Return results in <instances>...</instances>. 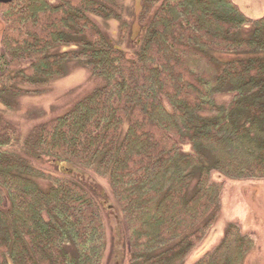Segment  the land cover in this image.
Returning <instances> with one entry per match:
<instances>
[{
  "label": "trees",
  "instance_id": "obj_1",
  "mask_svg": "<svg viewBox=\"0 0 264 264\" xmlns=\"http://www.w3.org/2000/svg\"><path fill=\"white\" fill-rule=\"evenodd\" d=\"M122 1L0 6V264H105L82 168L110 180L125 228L117 264H186L220 216L213 175L264 179V14L235 0H135L142 32L129 49L98 23L116 19L126 37ZM69 61L105 83L24 133L7 111ZM256 241L231 222L193 264H247Z\"/></svg>",
  "mask_w": 264,
  "mask_h": 264
},
{
  "label": "rangeland",
  "instance_id": "obj_2",
  "mask_svg": "<svg viewBox=\"0 0 264 264\" xmlns=\"http://www.w3.org/2000/svg\"><path fill=\"white\" fill-rule=\"evenodd\" d=\"M235 1L250 17H260L264 14V0ZM122 2L124 7L122 17L129 23L126 37L122 36L118 20L99 18L98 23L115 42L131 49L136 47L135 40L140 37L142 32V24L138 15L139 2L135 0H123ZM2 27L3 19L0 13V39ZM249 29L250 26L246 28L247 31ZM64 47L68 48V46ZM103 83H105V79L92 75L84 65L76 61H69L66 64L65 76L52 81L46 91L41 94L19 97L18 109L7 111V115L21 131L26 133L34 123L68 111L80 99ZM37 112L40 116L35 119L38 116ZM43 167L52 172L69 169V166L52 163H46ZM73 173L96 190L94 197L100 204L107 230V252L104 262L105 264H117L125 250V228L110 180L108 177L98 175L93 170L84 168L80 169L78 173L75 171ZM213 176L216 180L224 181L220 216L208 239L187 258L186 264H193L201 252L212 249L221 240L227 225L231 222L238 223L245 232L256 237V245L247 256L246 263L264 264V179H228L217 173Z\"/></svg>",
  "mask_w": 264,
  "mask_h": 264
},
{
  "label": "flooded vegetation",
  "instance_id": "obj_3",
  "mask_svg": "<svg viewBox=\"0 0 264 264\" xmlns=\"http://www.w3.org/2000/svg\"><path fill=\"white\" fill-rule=\"evenodd\" d=\"M13 0H11V1H9V2H3V1H0V6L2 5V4H7V3H10V2H12Z\"/></svg>",
  "mask_w": 264,
  "mask_h": 264
},
{
  "label": "water",
  "instance_id": "obj_4",
  "mask_svg": "<svg viewBox=\"0 0 264 264\" xmlns=\"http://www.w3.org/2000/svg\"><path fill=\"white\" fill-rule=\"evenodd\" d=\"M0 1H3V2H9V1H11V0H0Z\"/></svg>",
  "mask_w": 264,
  "mask_h": 264
}]
</instances>
